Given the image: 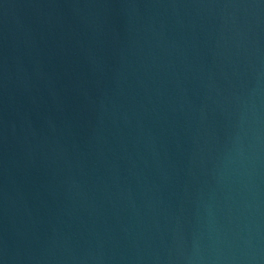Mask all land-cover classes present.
<instances>
[{
    "label": "water",
    "instance_id": "water-1",
    "mask_svg": "<svg viewBox=\"0 0 264 264\" xmlns=\"http://www.w3.org/2000/svg\"><path fill=\"white\" fill-rule=\"evenodd\" d=\"M0 264H264V0H0Z\"/></svg>",
    "mask_w": 264,
    "mask_h": 264
}]
</instances>
